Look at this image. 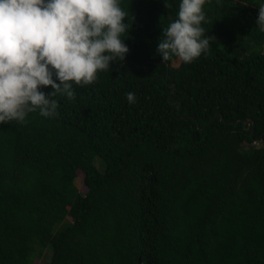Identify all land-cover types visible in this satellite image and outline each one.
I'll return each mask as SVG.
<instances>
[{
	"label": "trees",
	"instance_id": "1",
	"mask_svg": "<svg viewBox=\"0 0 264 264\" xmlns=\"http://www.w3.org/2000/svg\"><path fill=\"white\" fill-rule=\"evenodd\" d=\"M169 2L120 0L125 58L0 123V264H264V0H206L191 63L156 52Z\"/></svg>",
	"mask_w": 264,
	"mask_h": 264
},
{
	"label": "clouds",
	"instance_id": "2",
	"mask_svg": "<svg viewBox=\"0 0 264 264\" xmlns=\"http://www.w3.org/2000/svg\"><path fill=\"white\" fill-rule=\"evenodd\" d=\"M205 2L180 0L176 18L158 39L163 62L176 57L191 63L208 52L215 38L202 27ZM164 6L172 5L164 0ZM128 16L120 0H0V123L23 122L36 111L56 115L53 97L74 99V84H92L113 60L122 61L129 51L123 43ZM256 26L264 32V3ZM41 86L52 91L45 94ZM126 98L135 103L134 93Z\"/></svg>",
	"mask_w": 264,
	"mask_h": 264
},
{
	"label": "rangeland",
	"instance_id": "3",
	"mask_svg": "<svg viewBox=\"0 0 264 264\" xmlns=\"http://www.w3.org/2000/svg\"><path fill=\"white\" fill-rule=\"evenodd\" d=\"M173 64H175V62ZM256 144L257 143H255L254 145H256ZM94 163H95V166L97 168H99V169L102 168V165L98 162L97 159L94 160ZM81 180H82V173L77 170L76 175L74 177V184L76 185L78 191H80V192L84 191V189H85ZM61 215H62V217H66V219L69 218L65 209L61 211ZM47 261H48V252L44 251L43 257H41L40 259H35L31 264H46Z\"/></svg>",
	"mask_w": 264,
	"mask_h": 264
},
{
	"label": "water",
	"instance_id": "4",
	"mask_svg": "<svg viewBox=\"0 0 264 264\" xmlns=\"http://www.w3.org/2000/svg\"><path fill=\"white\" fill-rule=\"evenodd\" d=\"M249 120H247L246 122H248Z\"/></svg>",
	"mask_w": 264,
	"mask_h": 264
}]
</instances>
